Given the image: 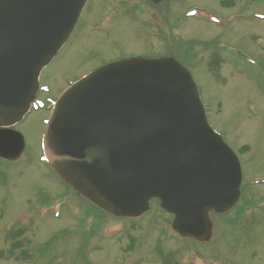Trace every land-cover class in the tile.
I'll return each instance as SVG.
<instances>
[{"label":"rangeland","instance_id":"1","mask_svg":"<svg viewBox=\"0 0 264 264\" xmlns=\"http://www.w3.org/2000/svg\"><path fill=\"white\" fill-rule=\"evenodd\" d=\"M172 54L242 169L239 204L211 215L208 243L177 237L154 201L135 220L102 213L41 158L50 108L70 85L112 61ZM39 86L14 127L23 156L0 160V264H264V0H89Z\"/></svg>","mask_w":264,"mask_h":264},{"label":"water","instance_id":"2","mask_svg":"<svg viewBox=\"0 0 264 264\" xmlns=\"http://www.w3.org/2000/svg\"><path fill=\"white\" fill-rule=\"evenodd\" d=\"M88 0H0V158L15 160L38 77ZM155 4L162 0H152ZM60 178L102 211L139 217L158 199L184 238L207 242L210 212L238 203L242 172L207 123L189 71L173 57L107 65L56 104L44 138Z\"/></svg>","mask_w":264,"mask_h":264},{"label":"trees","instance_id":"3","mask_svg":"<svg viewBox=\"0 0 264 264\" xmlns=\"http://www.w3.org/2000/svg\"><path fill=\"white\" fill-rule=\"evenodd\" d=\"M245 150H247V147H243L242 151H245Z\"/></svg>","mask_w":264,"mask_h":264}]
</instances>
